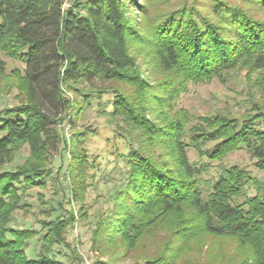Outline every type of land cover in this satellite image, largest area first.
<instances>
[{"label": "trees", "instance_id": "trees-1", "mask_svg": "<svg viewBox=\"0 0 264 264\" xmlns=\"http://www.w3.org/2000/svg\"><path fill=\"white\" fill-rule=\"evenodd\" d=\"M132 4L0 0V53L25 65L21 76L12 71L22 99L0 108V264H65L54 247H69L63 234L76 221L72 211L40 222L45 231L33 257L25 246L35 231L8 223L26 205V188L44 184L50 174L45 162L60 143L69 156L73 200L82 201L91 162L77 133L67 139L62 130L95 99L125 125L116 123V133L127 142L118 151L119 182L94 220L96 250H134L160 230L166 233L161 249L131 264L184 263L190 260L184 246L192 241L196 251L208 235L236 240L247 255L240 264H264V177L236 163L211 164L243 149L264 175L263 106L254 102L240 117L194 116L184 109L170 115L191 81H224L239 68L264 76V0L183 2L144 18L143 25L131 18ZM140 45L161 79L141 75L135 58ZM4 71L0 58V75ZM107 93L109 111L99 101ZM24 144L28 158L6 168Z\"/></svg>", "mask_w": 264, "mask_h": 264}, {"label": "rangeland", "instance_id": "rangeland-1", "mask_svg": "<svg viewBox=\"0 0 264 264\" xmlns=\"http://www.w3.org/2000/svg\"><path fill=\"white\" fill-rule=\"evenodd\" d=\"M183 2L191 4L193 0H133L131 18L137 21L140 17L141 22L138 23L143 25L144 18L148 19L158 12L180 7ZM143 8H146L145 13ZM0 58L5 62V71L0 75V108H2L13 106L22 99L19 92L21 81L18 76L22 75L25 65L22 61L1 53ZM135 58L141 75L146 80L153 82L164 76L155 67L154 59L150 57L146 46L137 47ZM14 69L19 72L18 76L12 72ZM261 74L262 71L259 70L239 68L223 77L224 81L216 77L191 81L186 85V89L178 94L170 115L178 109H184L194 116L226 114L240 117L247 114L254 102L261 104L264 110V76ZM109 98L110 94L107 93L102 94L99 100L100 103L106 104L104 107L106 111L110 110L107 104ZM97 101L95 99L90 106L80 111L73 122L74 125L64 122L62 130L67 139L77 133L75 137L81 141L78 146L89 155L91 162L88 165L90 175L86 179L89 186L81 194L82 201L73 200L71 180L66 168L69 156L60 143L57 149L51 151L48 162H45L50 174L44 184L26 188L24 200L26 205L14 211L8 223L10 228H27L35 231L34 236L25 246L30 257L35 255L41 235L45 231L40 222L53 220L57 216L65 217L68 211H72L76 217L73 225H69L63 234L69 247L62 245L54 247L60 252L54 256L65 264H97L108 259H112L113 264H131L143 256L156 254L163 246L166 233L158 230L145 236L134 250L125 251L122 247L117 249L109 247L98 251L94 247L92 242L94 220L106 208L107 195L119 182L117 172L121 164L118 151H125L127 147L123 136L116 133V123L123 127L125 125L120 120H114L107 112L101 111ZM261 127L264 128V122L261 123ZM28 156V147L24 144L13 156L10 164L5 167L13 168L23 163ZM189 156L192 160L197 159L192 151L189 152ZM219 162L236 163L248 168L254 175L264 177L263 173L253 166L254 159L243 149L236 150L223 160L213 161L211 164L217 165ZM50 207L53 211L49 213ZM201 241L196 251L193 250L192 241L184 246L190 260L180 262L181 264H240L241 259L247 257L233 238L208 235ZM73 254L77 255L76 260L73 259Z\"/></svg>", "mask_w": 264, "mask_h": 264}]
</instances>
